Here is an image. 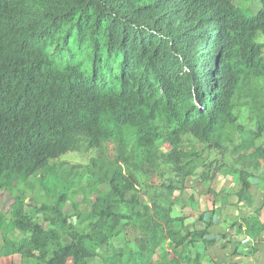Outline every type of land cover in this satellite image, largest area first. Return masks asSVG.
<instances>
[{"label": "trees", "instance_id": "1", "mask_svg": "<svg viewBox=\"0 0 264 264\" xmlns=\"http://www.w3.org/2000/svg\"><path fill=\"white\" fill-rule=\"evenodd\" d=\"M258 4L0 0V193L12 199L0 210V257L199 264L185 249L214 240L172 216L188 178L228 175L245 205L264 181ZM78 146L94 151L87 163L61 159ZM244 223L256 240L261 223Z\"/></svg>", "mask_w": 264, "mask_h": 264}, {"label": "crops", "instance_id": "2", "mask_svg": "<svg viewBox=\"0 0 264 264\" xmlns=\"http://www.w3.org/2000/svg\"><path fill=\"white\" fill-rule=\"evenodd\" d=\"M261 192L262 195L254 199V194H252V203L249 205L237 203L236 197H228L215 203H213L214 201H205L204 203L208 202L209 204L206 205L207 211L204 208L199 209L198 206L201 205V199L191 197L186 201L187 204L190 202L194 204L193 210L185 215L182 212L185 203H181V200H179L176 205H183L180 206V214L174 215V217L184 216L186 218L185 221H187V218L190 221L199 215V223H193L190 228L195 230L207 229L204 240H214V243L207 247L199 239L185 249L186 253H189L192 257L197 256L199 264H264V192ZM254 216L263 228L256 240L246 234V225L244 223V220ZM228 221L231 222L228 231H224L221 226ZM15 259V256L9 258L0 257V264H29L21 259L16 263ZM89 264H101V261L99 258H95Z\"/></svg>", "mask_w": 264, "mask_h": 264}, {"label": "rangeland", "instance_id": "3", "mask_svg": "<svg viewBox=\"0 0 264 264\" xmlns=\"http://www.w3.org/2000/svg\"><path fill=\"white\" fill-rule=\"evenodd\" d=\"M235 1H236L237 5H241V6L243 4L247 5L253 13H256L258 8H259L258 0H246V1L235 0ZM255 41L258 44L262 45L261 56L264 58V34H257ZM239 121H240V123H244L246 125L252 124V120H251L250 114L247 111V109L243 108V109L239 110ZM183 138L189 139L190 136L186 135ZM194 144L198 149H202V147L199 143H194ZM92 156H94V151H86L84 149V146H78L75 154H73V155L67 154V155L63 156L61 159L72 160V163L84 164V163H87L88 160ZM204 157H205V160L207 162L212 161V164H213L212 166H216V165L221 163V157L217 151H212V150L209 152L206 151ZM199 172H200V169H199ZM40 173H43V170ZM254 181L255 182H254V185L252 187L251 194H254L256 196L253 195V199L255 197H260L262 195L261 191L264 192V186H263L264 181H262L260 179V177L256 178V180H254ZM209 187L213 190L214 193H217L219 195L214 196V195H212V193H207L206 191ZM237 188H238V183L236 182V180H234L233 178H231L228 175L224 176L221 174H216L213 181H211L208 184H202V185L199 183V180L197 179V177L188 178V180L186 181V188L179 195V197H180L179 200H181V203L182 202L185 203L184 204L185 206H183L184 209L182 212L185 215V214L190 213L193 210L194 204H191V202L187 204L186 200L188 198L193 197L195 199H198V198L201 199L202 200L201 205H199L198 207H199V209L204 208L205 211H207L206 205H209V204H208V202L204 203L205 201L218 202V201H221V200L226 199L228 197L233 198V197H235L233 192ZM175 195L177 196V193ZM263 196H264V194H263ZM77 200H78V202H80L82 200V197L78 198ZM11 201H12V199L7 193H4V192L0 193V210L7 209L8 205L11 203ZM29 203L30 204L27 206V210L30 211L32 208L35 207V203L31 202V201ZM181 205H183V204H181ZM181 205L179 204V205H176L173 207L172 216H174V215L176 216V215L180 214L179 210H181V208H180ZM80 208L82 211H85L87 209L86 203L81 204ZM65 210L69 211L70 205H67ZM205 211H203V212H205ZM188 219L189 218H187V221H185L186 218L184 219L185 225H191V227H192L193 223H195V222L199 223V221H198L199 215L195 216L193 220L188 221ZM230 223L231 222L228 221L225 224H222L221 228L224 231H228V227H229ZM121 241H122V237H118L112 241L111 246L118 245ZM15 257H16L15 262L17 263L21 258L18 255H16Z\"/></svg>", "mask_w": 264, "mask_h": 264}]
</instances>
